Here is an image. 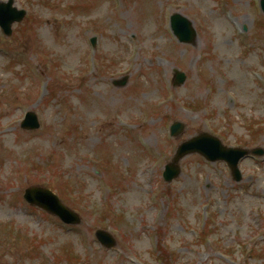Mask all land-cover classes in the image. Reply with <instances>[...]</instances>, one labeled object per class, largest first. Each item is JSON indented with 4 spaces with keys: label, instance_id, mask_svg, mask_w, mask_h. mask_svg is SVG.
<instances>
[{
    "label": "rangeland",
    "instance_id": "obj_1",
    "mask_svg": "<svg viewBox=\"0 0 264 264\" xmlns=\"http://www.w3.org/2000/svg\"><path fill=\"white\" fill-rule=\"evenodd\" d=\"M15 3L28 15L10 36L0 30V264H264V152L243 159L240 181L197 153L173 182L162 177L177 145L202 131L264 150L259 0ZM175 12L193 21V43L170 31ZM174 68L187 74L176 86ZM27 110L39 128L21 127ZM176 120L185 128L173 137ZM32 184L82 223L29 205Z\"/></svg>",
    "mask_w": 264,
    "mask_h": 264
},
{
    "label": "water",
    "instance_id": "obj_2",
    "mask_svg": "<svg viewBox=\"0 0 264 264\" xmlns=\"http://www.w3.org/2000/svg\"><path fill=\"white\" fill-rule=\"evenodd\" d=\"M262 7L264 9V0H262ZM0 23L5 29L6 33H11V24L15 20H10L5 17L4 8L0 5ZM21 18V15L19 16ZM18 18V19H19ZM173 26L176 31L179 33V36L183 40H191L195 36V32L191 27V22H189L186 18L176 15L173 18ZM23 127L33 129L39 126V122L37 120V116L33 112H29L27 114L26 119L22 123ZM175 128L179 131L182 128V124L175 123ZM206 137L205 134H201L198 138H193L189 141H186L180 145L179 151L173 160V167L178 171V160L187 153V151H195L199 150L204 153V148L208 147L210 149L214 148L213 141L218 142L216 139H212ZM25 197L28 201L33 204H37L55 214H58L61 218L68 222H78L79 217L76 213L69 210L66 206H64L59 198L48 188L40 187V186H31L26 189ZM98 237L105 242L107 245H114L115 240H113L110 235L105 232L98 231Z\"/></svg>",
    "mask_w": 264,
    "mask_h": 264
}]
</instances>
